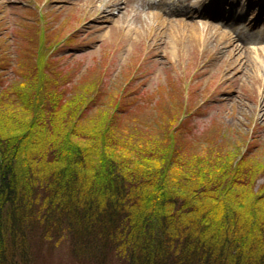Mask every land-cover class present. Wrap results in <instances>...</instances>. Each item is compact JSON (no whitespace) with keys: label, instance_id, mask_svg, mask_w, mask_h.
I'll use <instances>...</instances> for the list:
<instances>
[{"label":"trees","instance_id":"obj_1","mask_svg":"<svg viewBox=\"0 0 264 264\" xmlns=\"http://www.w3.org/2000/svg\"><path fill=\"white\" fill-rule=\"evenodd\" d=\"M42 42L0 89V264H41L64 241L93 264H264V160L218 145L187 162L180 119L168 147L134 150L126 98L91 112L104 76L69 98Z\"/></svg>","mask_w":264,"mask_h":264},{"label":"rangeland","instance_id":"obj_2","mask_svg":"<svg viewBox=\"0 0 264 264\" xmlns=\"http://www.w3.org/2000/svg\"><path fill=\"white\" fill-rule=\"evenodd\" d=\"M166 2L0 0L1 91L34 66L44 39L54 67L70 77L63 87L69 98L102 76L105 96L91 112L118 94L126 98L121 120L137 123L126 133L133 149L168 147L166 133L180 119L174 138L187 162L208 160L218 145L224 159L255 153L264 160V55L257 52L264 48V0H184L173 7L186 13L177 25H167L174 10ZM257 182L259 188L264 176ZM43 253L41 264H93L76 259L67 241Z\"/></svg>","mask_w":264,"mask_h":264},{"label":"bare ground","instance_id":"obj_3","mask_svg":"<svg viewBox=\"0 0 264 264\" xmlns=\"http://www.w3.org/2000/svg\"><path fill=\"white\" fill-rule=\"evenodd\" d=\"M154 1H161V0H154ZM167 2L164 4L165 6H167L169 9H173V7H176L179 3L180 4H184V3H182V1H184V0H166ZM222 1L223 0H209V2L211 3V4H221L222 3ZM174 10V9H173ZM177 10H180V9H177ZM178 11H173V13L171 14V16L170 17H167L166 18V21H167V25H175V24H183L184 23V21H185V19H186V13H177ZM107 18V17H106ZM259 40V38L258 37H256V39H255V41H258ZM231 44H233V49H234V53H235V55L237 54V55H239V56H241L242 55V53H241V51L243 50L242 49V46L241 45H238V44H236L235 45V41L233 40H231V41H229ZM245 48V47H244ZM246 50H248V52H250V53H252V52H254L252 49H246ZM250 50V51H249ZM257 52H258V56H260V58H262V56L264 55V48H259L258 50H257ZM262 55V56H261ZM239 61V60H238ZM252 61V60H251ZM264 95V94H263ZM261 106H262V112H264V96H263V98H262V101H261Z\"/></svg>","mask_w":264,"mask_h":264}]
</instances>
